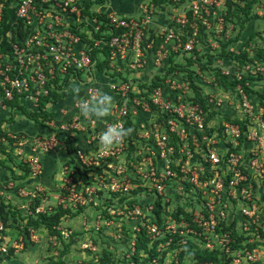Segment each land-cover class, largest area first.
<instances>
[{"label": "built area", "instance_id": "2783aa9c", "mask_svg": "<svg viewBox=\"0 0 264 264\" xmlns=\"http://www.w3.org/2000/svg\"><path fill=\"white\" fill-rule=\"evenodd\" d=\"M102 1L0 0V111L15 110L8 106L14 100L18 106L23 99L35 107L39 101L52 104L51 93L60 96L73 81L87 83V94L97 89L94 72L114 99L104 119L73 116L60 128L85 139L72 151V161L61 166L57 208L78 214L90 209L93 224L84 225V232L98 233L100 225L114 222L125 225L134 252L141 234L145 250L165 252L153 264H264V87H249L256 72L264 76L262 66L255 60L254 70L245 62L236 71L228 60L213 61L234 83L232 101L218 92L200 103L187 94L186 82L180 88L136 76L151 59L155 66L198 52L199 33L223 35L227 3L235 0H182L188 2L186 10L156 34L149 33L146 12L142 18L101 12ZM150 35L159 38L156 45ZM70 108L78 111L74 100ZM229 109V120L225 114L217 121L210 116ZM116 122L132 132L103 152L99 134ZM4 142L17 156L28 146L32 155L26 160L35 173L37 155L57 146L54 133L26 138L0 129ZM49 212L48 206L37 207L34 215ZM55 230L53 238L59 235L64 242L76 237L69 229ZM2 231L0 221V253L21 248L7 246ZM92 242L83 237L79 249L93 251ZM186 247L190 261L184 258ZM197 252L213 257L200 261L193 257Z\"/></svg>", "mask_w": 264, "mask_h": 264}, {"label": "crops", "instance_id": "0c3cea01", "mask_svg": "<svg viewBox=\"0 0 264 264\" xmlns=\"http://www.w3.org/2000/svg\"><path fill=\"white\" fill-rule=\"evenodd\" d=\"M176 1V0H175ZM175 8H173V13L177 14V12H182L187 4L186 1H177ZM184 8V9H182ZM182 9V10H181ZM101 12L105 11H113L119 16L131 17V18H142L146 14L148 16V29L149 33H159L161 28H163L168 22L171 20L173 15L166 14V12L162 10L155 9V4L152 3V0H103L101 6ZM146 12V14H145ZM251 20V19H250ZM249 28V27H247ZM242 33V32H241ZM250 34V33H247ZM150 39L154 40V44L156 45L159 38H153L150 35ZM241 39V37H240ZM200 38V40L195 44L196 50L192 55H187L184 57L177 56L174 59L170 60H162L160 64L153 65L152 59L149 60L147 66L140 70L136 75L137 78L141 82H156L155 80H159L165 85L168 86L173 84L175 87H183L184 88V80H182L181 76H183V72L176 74L174 72L166 73V68L175 64H184L186 67L187 60H191L192 64H196L199 60V55L204 52H209L211 49L207 50L209 47H213L215 45L212 44V41ZM209 42V43H208ZM238 41L232 42L227 45V49L233 50L236 49ZM240 46V45H238ZM205 48L206 51L203 49ZM213 52H215L213 50ZM212 52V53H213ZM188 56H192L193 58L187 59ZM226 61V59H225ZM234 64L233 61H229ZM213 63V62H212ZM212 66H214L212 64ZM92 78L91 73L86 76V82L90 81ZM103 77L94 72L93 73V85L97 89H101L105 92L102 85ZM264 82H252L251 84H256L253 88L255 90L260 89ZM71 82L66 85L59 96V100L52 104H43V111L52 115L51 121L52 126H40L35 124L33 121L27 119L24 115L20 114L17 109L15 110H1L0 111V129L1 132L5 134H17L21 136H25L26 138H30L33 136H47L51 134H55L57 139V146L50 152L45 154H38V168L39 172L35 173L31 168L29 162H27L26 158L32 155L30 152V148L28 146H24L22 149V155L17 156L15 154V150L10 147V142L8 143H0L3 146H6L5 152H8V149L12 152V160L11 162L4 157L0 153V160L7 165L10 170L0 168V205H4L10 207L13 212L17 214L15 217L9 216L7 219L8 227L5 230L8 238L4 232V239L14 240L15 243L18 244L22 249L23 243L21 241V237L19 235V231L16 226L22 227L21 224L24 225L25 217L32 216L34 217V210L37 207H46L48 206L50 209L49 213H52L57 208L56 203L59 196L60 189V169L64 162L71 159L72 151L74 148H78V146H83V141L85 139V135L79 133H66L64 131H60V128L64 125V123L70 117H76L79 114L78 111L72 110L70 108V103L74 100L73 96L68 92L69 86ZM84 85L83 91L81 92V96L86 94V90L88 88L87 83H82ZM207 86V84L205 85ZM188 88V86H187ZM251 88V87H250ZM262 89V88H261ZM208 88L202 87L201 89H190L188 88L187 94H191L194 96L205 97L208 94ZM217 92H224L223 90H217ZM19 105L22 106L27 112H37L38 107H35L33 102L28 99H23L19 102ZM61 109H64L63 112H60ZM62 132V133H61ZM31 206V207H30ZM5 207V208H7ZM46 213V214H49ZM93 212L90 209L81 212L80 214H76L75 217L68 220L75 221L76 223H83L89 220L87 216L91 215ZM76 219V220H74ZM66 223L69 224L68 221ZM11 224V225H10ZM34 230V229H33ZM36 230V229H35ZM40 230H42L40 232ZM30 232V230H28ZM8 232V233H7ZM13 232V233H12ZM37 232V233H36ZM42 233H45L42 227L38 228L35 233H33L32 240L31 236L29 239L25 238V243L27 244L26 248L30 246H37L36 249L42 248L44 243H46L48 234L45 237H42L38 241H33L34 237L42 236ZM12 234V235H10ZM35 234V235H34ZM28 235V234H27ZM28 237V236H27ZM53 236H51L52 238ZM50 238V240H51ZM53 239V238H52ZM31 243H30V242ZM0 244H2V240H0ZM57 247V246H56ZM59 247H57L58 249ZM12 249V248H11ZM13 250V249H12ZM17 250H14L13 253H17ZM3 263L5 261H9V259L1 260ZM18 264V263H17ZM21 264V261L19 262Z\"/></svg>", "mask_w": 264, "mask_h": 264}, {"label": "rangeland", "instance_id": "374dc122", "mask_svg": "<svg viewBox=\"0 0 264 264\" xmlns=\"http://www.w3.org/2000/svg\"><path fill=\"white\" fill-rule=\"evenodd\" d=\"M177 1L181 0H159L160 3L155 5V9H157L158 11L162 10L166 12V14L170 13V15L176 17L178 13L181 14L180 12H177V14L173 13V8H175L176 4L178 3ZM185 3L187 4L188 2L186 1ZM228 5H230L229 9L233 13L231 12L230 15H226V17L230 18H226L224 20L225 32L223 33V35L214 38L212 35L208 36L199 33V36L204 39V42H206V39H209L215 46L209 47L207 49H211L209 52H204L203 54L199 55V60L198 62H196V64H192L191 60H187L186 67H184V64H181V66L183 65L182 67H180L179 64H175L174 67L170 66L166 68V73L174 72L176 74H179L183 72V76H181V78L183 77V82H186L188 88H190L191 90H199L204 87L208 88V92L213 95L218 93L217 90H223L225 96H228L229 101H232L231 94L233 85H231L230 82L225 81V77L220 75V71L212 66V62L216 58H223L228 61L234 60L236 63H228V65L237 71L241 70V66L245 62L251 63L250 69L254 70L255 63H253V61L256 60L257 64L259 66H262V72L264 75V0H235V2L233 3H227V8ZM186 8H182L184 9L182 12H184ZM243 9L245 11H243ZM229 39L233 40L232 42L238 41L236 49L231 50V52L223 45L227 43ZM203 49L206 51L205 48ZM213 50L215 52H213ZM242 55H244L243 58ZM256 74V77L250 78L251 83L264 82V76H260L259 72H256ZM251 83L249 84V87L254 90L253 87L256 86V84ZM206 84L207 86H205ZM262 87H264V83L261 88ZM230 113L231 110L229 109V111L223 114L213 113L210 116H213V120L217 121L220 118L224 117L223 115L225 114L227 115L225 119L229 120L233 116V114ZM0 148H2L3 150L5 149V147L1 144ZM7 153L10 154V156L12 155L10 149H8ZM10 158L11 160L13 159L12 156ZM75 216L76 215L73 212L71 213V215L66 216L65 219L60 220L59 224L57 225V228L59 229L66 228L71 230L73 232L72 236L76 235L75 238L69 239L67 242H64L62 241V237L57 235L55 236V238L52 237V239L51 236H54L55 234L49 235L47 231L42 228L45 233H42V236L39 237L37 235V237H34L33 240L38 241L42 237H45L46 234H48L49 237H47L46 235L47 241L46 243H44L42 248L38 247L36 249L37 246L29 247V245L26 248L27 244L25 243V246L23 245L24 247H22V249H18L19 247L13 249V252L14 250H17L18 252L13 253L10 257H8L7 259H9V261H5L3 263V261H1L3 259L0 258V264H19L25 253L32 252L36 253L39 257L37 264H59V261H62V264H153L151 262L152 259H155L156 263H158L157 261H159V257L164 256L165 252L154 253L153 250H149L148 248L147 249L149 251L145 250L142 252L141 250H138L136 252V255L134 256V247H131V243L133 242L132 235L128 230H126V227L123 224L117 225L118 222H114L113 224H108L105 226L100 225L98 233H93V228H88L87 231L84 232L82 229L84 225H90L89 227H91L93 222L89 219V216H87V218L89 219L87 220L88 223H76L75 221L67 219H71ZM67 220L71 222H69L68 224L66 223ZM21 226H23V224H21ZM37 229L33 230L32 228H29L30 232L28 231V237L26 238L29 239L30 236L33 235L35 231H37ZM41 231L42 230H40V232ZM5 235L8 238L6 232ZM85 236H88L93 241L92 245L95 247L93 251H83L79 249L78 242ZM6 243L7 246H12L15 241L9 238L8 240L6 239ZM56 246L59 248L57 249ZM186 251L187 252L185 253L184 258L190 261L192 256L188 253V247H186Z\"/></svg>", "mask_w": 264, "mask_h": 264}, {"label": "trees", "instance_id": "16d2710c", "mask_svg": "<svg viewBox=\"0 0 264 264\" xmlns=\"http://www.w3.org/2000/svg\"><path fill=\"white\" fill-rule=\"evenodd\" d=\"M152 3L157 5L160 2H159V0H157V1L156 0H152ZM229 8H230V5H228V8H227V12H226L227 16L230 15V13L232 12V11H230ZM243 11H245V10L243 9ZM7 16L8 17H12V11H7ZM226 18L229 19L230 17H225V19ZM2 26H3V30H5L6 27L4 25H2ZM232 41L233 40L229 39L227 41V43H225L226 45L223 44L224 47L227 48V45L231 44ZM243 57H244V55H242V58ZM104 65H105V63L99 64L97 66V68L99 70H102ZM225 81H227V80L225 79ZM230 84L233 85L234 83L230 82ZM50 96H51V100H52L51 102H53V103L59 97L55 93H51ZM194 97L197 100H199L200 103H202V99H201L200 96H194ZM8 106L15 107L20 114L24 115L27 119L33 121L35 124L40 125V126H44L46 124V122H48L51 119V117H52L51 114L43 111V103L41 101H39L38 111L37 112H27L22 106H18L17 102L15 100L13 102L9 103ZM4 147L6 149V146H4ZM0 150H1V154L4 155V157H6V159H8L9 162H11L10 154L5 152V150H3L2 148H0ZM69 160H70V162L72 161V159H69ZM0 168L6 169V170H10V168L7 165H5L4 162L1 161V160H0ZM5 207H7V206L0 205V221H1L2 226H3L4 229H6L8 227V224H7L8 219L7 218L9 216H11V217L14 216L15 217V215L17 214L16 212H13L10 209V207H7V208H5ZM78 211H80V210H78ZM74 214L76 215V214H78V212H76ZM69 215H71V213L68 210H61L60 208H56L54 212L49 213V214L37 213V214L34 215V217H32V216L25 217L24 225L22 227H19V225L16 226V228L19 231V235L21 237V241H22V243H24L23 245L25 246V238L27 237L29 228L37 229L38 227H42V228H44L47 231V233L49 235H52V234L54 235V234H56L55 228L59 224L60 220H62L65 216H69ZM1 234L3 235L4 231H2ZM142 238H143V236L141 234L138 235L137 241H136V244H135L134 256L136 255V252L138 250H142V249L145 250V246H144L145 240H144V238L143 239ZM142 241H144V242H142ZM12 254H13V250L11 248H8L7 252L5 254L0 253V258L7 259ZM193 257L196 258L197 260H200V261H206V260L211 259L213 257V255L212 254H208V253H204V252H197V253H193ZM59 264H62V261H59Z\"/></svg>", "mask_w": 264, "mask_h": 264}, {"label": "clouds", "instance_id": "9594fccd", "mask_svg": "<svg viewBox=\"0 0 264 264\" xmlns=\"http://www.w3.org/2000/svg\"><path fill=\"white\" fill-rule=\"evenodd\" d=\"M84 85L79 81L71 82L68 92L73 96L75 105L80 116L85 121L93 118L102 120L109 116L114 108V99L107 92L101 89H90L87 94L81 96ZM132 132L131 128H126L122 122L108 124L99 134V146L103 152H109L114 146L124 142ZM39 257L36 253H25L21 259V264H37Z\"/></svg>", "mask_w": 264, "mask_h": 264}]
</instances>
